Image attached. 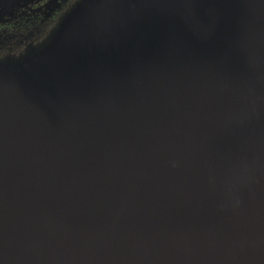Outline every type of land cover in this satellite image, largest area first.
<instances>
[{"label":"water","instance_id":"1","mask_svg":"<svg viewBox=\"0 0 264 264\" xmlns=\"http://www.w3.org/2000/svg\"><path fill=\"white\" fill-rule=\"evenodd\" d=\"M0 264H264V0H76L0 55Z\"/></svg>","mask_w":264,"mask_h":264},{"label":"flooded vegetation","instance_id":"2","mask_svg":"<svg viewBox=\"0 0 264 264\" xmlns=\"http://www.w3.org/2000/svg\"><path fill=\"white\" fill-rule=\"evenodd\" d=\"M74 1L34 0L25 7L0 12V55L9 48L12 50L38 39Z\"/></svg>","mask_w":264,"mask_h":264}]
</instances>
